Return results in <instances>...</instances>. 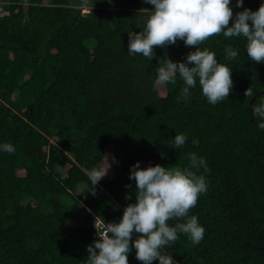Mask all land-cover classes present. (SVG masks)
I'll list each match as a JSON object with an SVG mask.
<instances>
[{
	"label": "trees",
	"instance_id": "obj_1",
	"mask_svg": "<svg viewBox=\"0 0 264 264\" xmlns=\"http://www.w3.org/2000/svg\"><path fill=\"white\" fill-rule=\"evenodd\" d=\"M94 3L0 0V145L16 149L0 150V264H87V247L104 224L118 223L136 202L131 167L183 170L192 153L208 168L192 169L208 190L188 213L204 238L194 245L178 233L162 253L176 264H264V121L252 120L249 107L264 92V63L247 56L243 37L213 36L199 47L231 69L229 97L208 103L197 80L185 101L178 74L161 95L156 68L167 57L184 62L196 49L178 40L154 48L152 60L130 56L128 32L144 29L153 6L96 2L104 11ZM262 3L231 0L233 20ZM228 46L235 59L227 58ZM177 134L187 137L181 148ZM105 165L111 175L93 188L89 172ZM128 262L141 264L134 248Z\"/></svg>",
	"mask_w": 264,
	"mask_h": 264
},
{
	"label": "clouds",
	"instance_id": "obj_2",
	"mask_svg": "<svg viewBox=\"0 0 264 264\" xmlns=\"http://www.w3.org/2000/svg\"><path fill=\"white\" fill-rule=\"evenodd\" d=\"M144 3L152 5L153 10L144 9L150 15L142 31L128 32L127 54H142L152 60L154 48H166L178 40L186 47H194L196 50L189 52L184 62H173L167 57L156 68L158 86L175 85L177 74L182 78L185 86L181 98L185 101L197 80L203 96L212 105L228 98L233 89L231 69L218 62L215 52L199 47L213 36L243 37L247 56L256 63H264V3L256 11L244 9L236 13L234 20L231 0H144ZM243 3L244 0H237L236 6L243 7ZM225 52L229 60L238 55L231 46ZM244 95L252 97L253 88H248ZM251 112L253 117L264 121V98L252 105ZM258 127L264 129V122ZM186 140L184 134L175 135V147H183ZM0 150L13 154L16 149L5 143L0 145ZM189 159V166L183 170L160 165L141 169L139 162L131 167L129 179L136 184V202L126 206L118 223L104 224L102 236L87 247V264H129L132 248L141 264H153V261L176 264L171 254H164L161 249L174 244L179 239L178 233L188 234L194 245L203 240L205 229L197 216L188 217V213L208 190L205 177L192 169L198 171L203 167L207 172L208 168L204 158H198L195 153ZM109 167H96L89 172L93 188L107 175ZM174 218L187 219L170 226L168 221Z\"/></svg>",
	"mask_w": 264,
	"mask_h": 264
},
{
	"label": "rangeland",
	"instance_id": "obj_3",
	"mask_svg": "<svg viewBox=\"0 0 264 264\" xmlns=\"http://www.w3.org/2000/svg\"><path fill=\"white\" fill-rule=\"evenodd\" d=\"M88 1V3H91V0H87ZM100 1H102V0H93V3H94V5H95V7H93V9H95V10H104V11H107L108 10V8H105V7H97L96 6V2H100ZM158 90H159V93L161 94V95H165V88L163 87V86H158ZM109 165H105L104 166V168H107ZM111 167V166H110ZM110 167H109V170H108V172H107V175L105 176V177H108V176H110L111 175V169H110ZM104 177V178H105Z\"/></svg>",
	"mask_w": 264,
	"mask_h": 264
},
{
	"label": "water",
	"instance_id": "obj_4",
	"mask_svg": "<svg viewBox=\"0 0 264 264\" xmlns=\"http://www.w3.org/2000/svg\"><path fill=\"white\" fill-rule=\"evenodd\" d=\"M264 94V92L260 93L259 95H257L253 100L252 102L250 103L249 107H250V113H251V119L254 120V117L252 116V112H251V108H252V105L254 104V101L260 96Z\"/></svg>",
	"mask_w": 264,
	"mask_h": 264
},
{
	"label": "built area",
	"instance_id": "obj_5",
	"mask_svg": "<svg viewBox=\"0 0 264 264\" xmlns=\"http://www.w3.org/2000/svg\"><path fill=\"white\" fill-rule=\"evenodd\" d=\"M83 8H84L85 10H87L88 5L85 3V4L83 5Z\"/></svg>",
	"mask_w": 264,
	"mask_h": 264
}]
</instances>
